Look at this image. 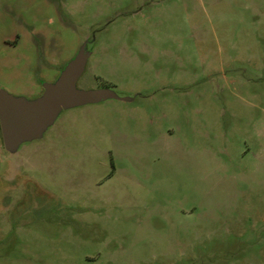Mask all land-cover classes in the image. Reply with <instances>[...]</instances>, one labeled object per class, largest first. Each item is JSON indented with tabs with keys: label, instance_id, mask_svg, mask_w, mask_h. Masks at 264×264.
I'll use <instances>...</instances> for the list:
<instances>
[{
	"label": "rangeland",
	"instance_id": "1",
	"mask_svg": "<svg viewBox=\"0 0 264 264\" xmlns=\"http://www.w3.org/2000/svg\"><path fill=\"white\" fill-rule=\"evenodd\" d=\"M84 44L120 99L0 130V264H264V0H0V90Z\"/></svg>",
	"mask_w": 264,
	"mask_h": 264
},
{
	"label": "water",
	"instance_id": "2",
	"mask_svg": "<svg viewBox=\"0 0 264 264\" xmlns=\"http://www.w3.org/2000/svg\"><path fill=\"white\" fill-rule=\"evenodd\" d=\"M85 47L86 44L54 83L44 84L41 97L28 100L0 90V130L5 150L9 154H16L26 143L42 139L65 110L120 99L109 89H78V81L89 57Z\"/></svg>",
	"mask_w": 264,
	"mask_h": 264
}]
</instances>
